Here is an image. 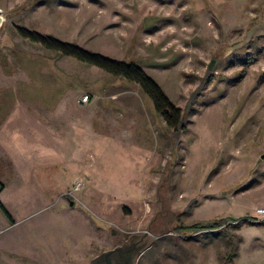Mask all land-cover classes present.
<instances>
[{"label": "rangeland", "instance_id": "1", "mask_svg": "<svg viewBox=\"0 0 264 264\" xmlns=\"http://www.w3.org/2000/svg\"><path fill=\"white\" fill-rule=\"evenodd\" d=\"M0 264H264V0H0ZM19 28L132 63L185 113ZM213 223L214 228H188Z\"/></svg>", "mask_w": 264, "mask_h": 264}, {"label": "trees", "instance_id": "2", "mask_svg": "<svg viewBox=\"0 0 264 264\" xmlns=\"http://www.w3.org/2000/svg\"><path fill=\"white\" fill-rule=\"evenodd\" d=\"M18 32L21 37L32 42L39 43L46 49L56 51L62 55L74 57L86 64L95 65L113 76L121 77L129 82L137 84L150 98L154 110L162 117L168 128L172 129L175 133H179L186 128L188 119H186L185 113H183L180 108L175 106L170 101L159 84L149 75H147L141 67L132 63L119 62L109 59L99 53L90 52L71 43L63 42L58 39L44 36L36 32H31L26 29L19 28ZM1 189L2 186H0V191ZM0 208L5 214L8 216L10 215L1 202ZM186 227L207 229L214 228V224L194 223Z\"/></svg>", "mask_w": 264, "mask_h": 264}, {"label": "flooded vegetation", "instance_id": "3", "mask_svg": "<svg viewBox=\"0 0 264 264\" xmlns=\"http://www.w3.org/2000/svg\"><path fill=\"white\" fill-rule=\"evenodd\" d=\"M140 241H142V238L138 240L130 239L129 242L122 243L120 247H123L124 250L121 253H113L110 256V264H131L135 252L142 245ZM99 264H108V262L105 259Z\"/></svg>", "mask_w": 264, "mask_h": 264}, {"label": "water", "instance_id": "4", "mask_svg": "<svg viewBox=\"0 0 264 264\" xmlns=\"http://www.w3.org/2000/svg\"><path fill=\"white\" fill-rule=\"evenodd\" d=\"M0 19H1V15H0ZM146 234V232L143 234V236H139L138 234H133L130 238L132 240H138V239H141L142 238V241H140V243H142V245L137 249V251L135 252L134 256H133V259L131 261V264H134V261H135V258L137 255L140 254L141 250L147 246L153 239H146L144 237V235ZM129 240L125 241V240H122L121 241V244L122 243H125V242H129ZM123 247H120V246H117V247H114L110 250H107V251H104L103 253H101L100 255H98L96 258H94L93 260V264H99L102 262V260H105L108 262V264H110V256L113 254V253H121L123 251Z\"/></svg>", "mask_w": 264, "mask_h": 264}, {"label": "built area", "instance_id": "5", "mask_svg": "<svg viewBox=\"0 0 264 264\" xmlns=\"http://www.w3.org/2000/svg\"><path fill=\"white\" fill-rule=\"evenodd\" d=\"M258 212L264 214V210L260 209V210H258Z\"/></svg>", "mask_w": 264, "mask_h": 264}]
</instances>
